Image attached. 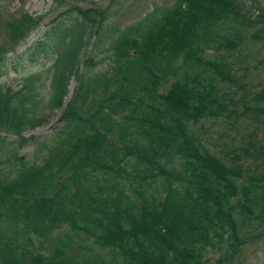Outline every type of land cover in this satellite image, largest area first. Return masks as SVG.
Listing matches in <instances>:
<instances>
[{
  "label": "trees",
  "instance_id": "trees-1",
  "mask_svg": "<svg viewBox=\"0 0 264 264\" xmlns=\"http://www.w3.org/2000/svg\"><path fill=\"white\" fill-rule=\"evenodd\" d=\"M111 13L53 0L0 18V61L43 29L29 50L51 63L48 85L0 78V264H231L264 237V76L237 66L264 7L174 0L102 59Z\"/></svg>",
  "mask_w": 264,
  "mask_h": 264
},
{
  "label": "rangeland",
  "instance_id": "rangeland-1",
  "mask_svg": "<svg viewBox=\"0 0 264 264\" xmlns=\"http://www.w3.org/2000/svg\"><path fill=\"white\" fill-rule=\"evenodd\" d=\"M52 2L53 0H0V18L19 13L22 10L44 13L49 10ZM73 2L85 7L95 4L102 6L112 4L111 16L106 28L103 30L104 40L93 51L94 54H98L97 57L104 59L110 40L118 34L120 28L141 20L155 9L159 11L165 10L174 0H73ZM245 3L250 6L252 18L254 20L259 19L261 8L264 7V0H245ZM50 18L51 16L47 19L49 20ZM42 30L33 32L15 51L10 50L6 59L0 61V78L3 82L18 87L23 82L24 77L34 73L40 76L44 83L48 85V75L51 65L49 60L50 52L38 51L35 53L29 50L31 43L42 35ZM237 60L238 62L242 61L237 63V66L250 67L249 74L253 78H262L264 76V65H257L259 61L264 60V41L254 43V47L248 51V54L239 56ZM38 80L40 78L35 82L39 84L40 81ZM74 86L75 81H72L70 85L71 91ZM46 89L43 87V91ZM59 115V110L53 112L49 122L39 126L35 130L27 132L26 135L50 133ZM33 150V146H28L21 148V153L27 154L29 158L38 157L39 153H33ZM7 164L8 162H5L1 166L4 167ZM231 264H264V237L257 242L244 246L238 257Z\"/></svg>",
  "mask_w": 264,
  "mask_h": 264
}]
</instances>
